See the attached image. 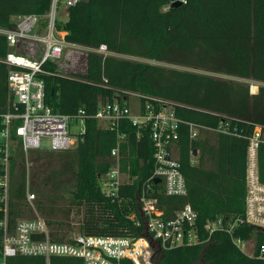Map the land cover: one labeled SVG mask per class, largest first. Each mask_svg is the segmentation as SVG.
Instances as JSON below:
<instances>
[{
  "label": "trees",
  "instance_id": "trees-1",
  "mask_svg": "<svg viewBox=\"0 0 264 264\" xmlns=\"http://www.w3.org/2000/svg\"><path fill=\"white\" fill-rule=\"evenodd\" d=\"M51 0H0V27H10L16 15L36 14L44 23ZM168 0H81L68 8L57 28L74 44L97 47L104 43L115 54L197 67L239 79L258 82L249 92V82L154 64L115 54L89 50L84 73L62 74L57 63L46 61L42 74L45 102L54 111L72 114L79 108L96 110L102 101L127 99L129 91L157 96L174 105L176 115L198 126L190 137L188 123L177 130L176 156L185 179L184 195H166L162 184H151L150 195L164 216H171L185 203L196 212L195 224L204 239L156 250L153 264H264L258 245L264 229L249 224L233 228L232 235L254 242L253 255L237 247L224 229H204L208 220L225 221L244 212L246 151L255 127L264 137V0H187L176 7ZM9 47L0 34V57ZM7 67L0 62V115L10 98ZM221 124L226 131H218ZM1 127V116H0ZM117 133H124L120 165L129 181L111 198L101 192L99 179L110 164L109 153ZM194 150L196 153L194 154ZM49 152L33 150L30 153ZM69 153L74 161V184L68 191V206L82 209L78 231L83 234L136 236L141 231L129 217L138 215L137 198L152 173L153 146L148 128L120 120L115 128H104L86 117L82 139ZM194 154V161L192 155ZM260 181L264 182V142L257 149ZM58 178L57 174L52 175ZM45 179L42 185L48 184ZM56 188L58 182L54 183ZM23 152L17 144L10 160V187L6 211L0 204V221L6 217L12 230L17 219L31 212L26 203ZM33 190V189H31ZM35 207L49 226L51 240L67 239L69 223L54 218L59 207L55 199L38 186ZM33 193V192H32ZM2 227L0 226V250ZM5 264H47L43 256H7ZM48 264H83L82 259L51 256Z\"/></svg>",
  "mask_w": 264,
  "mask_h": 264
},
{
  "label": "built area",
  "instance_id": "built-area-1",
  "mask_svg": "<svg viewBox=\"0 0 264 264\" xmlns=\"http://www.w3.org/2000/svg\"><path fill=\"white\" fill-rule=\"evenodd\" d=\"M81 0H51L49 9L44 14V23L36 14L16 15L10 27H0L8 44V51L0 62L7 67L6 83L10 98L6 109L1 113L0 127V204L6 211L10 187V160L12 149L18 144L23 152V159L28 152L67 151L73 149L82 139L86 117L96 119L98 126L117 127L120 120H128L138 128H148L153 146V169L149 178L139 190L137 204L138 215L129 217L141 232L136 236L98 235L74 232L63 241L51 240L46 220L35 214L29 218H19L14 228L7 229L6 217L0 221L2 243L0 264H5L6 257L12 255L43 256L48 264L51 256H66L82 259L83 264H153L156 250L181 244H194L204 241L199 236L195 219L196 212L189 203H185L171 216H164L155 197L150 195L154 177L166 195H184L186 185L180 164L176 156L177 130L180 123H188L190 137H196L198 126L180 119L174 105L160 97L129 91L127 99L102 101L95 111L86 113L79 108L75 113L67 114L54 111L45 102L44 81L42 74L49 73L43 67L46 61L57 63L66 46L92 50L103 55L115 54L104 43L97 47H87L70 43L65 39L66 32L57 28L58 9L62 6L65 15L68 8ZM175 1L168 0L163 6L166 10ZM22 43L36 44L38 56H26L17 52ZM87 54V53H86ZM134 95L137 106L131 109L128 98ZM218 131H226L221 124ZM124 133H117L115 145L109 153L108 170L100 175L101 192L111 198L118 197V190L130 179L121 170L120 145ZM264 137L260 128L255 127L246 151L244 212L233 219L217 217L208 220L204 229L208 234L216 229L226 230L233 243L247 255H253L254 242L233 236L232 230L240 224H249L264 229V182L260 181L257 164V149ZM192 155V161H194ZM25 160V159H24ZM34 198L27 193V200ZM258 258L264 260V241L258 245Z\"/></svg>",
  "mask_w": 264,
  "mask_h": 264
},
{
  "label": "rangeland",
  "instance_id": "rangeland-1",
  "mask_svg": "<svg viewBox=\"0 0 264 264\" xmlns=\"http://www.w3.org/2000/svg\"><path fill=\"white\" fill-rule=\"evenodd\" d=\"M57 18L59 20L66 19V15L64 13V8L61 6L58 9V15ZM36 44H29L28 43H22L18 46L17 52L19 54H23L26 56H38V50L39 47L35 48ZM88 50L83 48H74L71 45H68L65 47L63 54L61 58L57 61L58 70L62 74H70V73H84L86 71V53ZM119 57L124 58H130L133 60H139L154 64H162L166 66H172L175 68H181L185 70H191L195 72L205 73L209 74L211 76L216 77H222L227 78L231 80H243L246 82H249V92L255 93L258 91V82L251 81V80H245V79H239L238 77L222 74L219 72H214L206 69H201L197 67H190V66H182V65H176L171 63H165L157 60H150L145 59L141 57L136 56H130V55H123V54H115ZM264 84V83H261ZM252 86L255 87V91H252ZM128 104L131 107V109H135L137 106V98L134 95H130L128 98ZM39 151V150H37ZM24 169H25V195H26V203L30 207L31 212L28 215H25V218H29L34 216L35 210L36 212L41 215L39 211H37L35 207V200L40 197V193L36 188L38 186H41L42 189L46 192V195H49V197L55 199L56 206L59 207L60 210H58L57 215H55L54 218L59 219L63 221L64 223H69L70 229L67 231L69 237L74 232L78 231V227L82 221L83 218V211L82 209L77 210L76 208H72L70 211L68 217L64 216V210L68 206V191L72 189V186L74 184V161L72 159V156L67 154H59V152L49 151V152H38V153H30L28 152L27 155L24 158ZM58 178H53L52 175H56ZM45 179H49L48 184H43L42 182ZM58 182L57 187H54V183ZM33 189V190H31ZM34 194V198H32L31 201L27 200V193ZM42 216V215H41ZM202 264V263H201Z\"/></svg>",
  "mask_w": 264,
  "mask_h": 264
},
{
  "label": "water",
  "instance_id": "water-1",
  "mask_svg": "<svg viewBox=\"0 0 264 264\" xmlns=\"http://www.w3.org/2000/svg\"><path fill=\"white\" fill-rule=\"evenodd\" d=\"M178 5H180V2H178V1H175V2H173V3L171 4L172 7H176V6H178ZM119 99H120V98L117 96V97H116V100L118 101ZM193 153L195 154L196 151L194 150ZM194 154H193V155H194ZM153 181H154V182H159V181H160V178H159V177H154V178H153ZM254 228H255V227H254Z\"/></svg>",
  "mask_w": 264,
  "mask_h": 264
},
{
  "label": "bare ground",
  "instance_id": "bare-ground-1",
  "mask_svg": "<svg viewBox=\"0 0 264 264\" xmlns=\"http://www.w3.org/2000/svg\"><path fill=\"white\" fill-rule=\"evenodd\" d=\"M252 91H255V87L254 86H252Z\"/></svg>",
  "mask_w": 264,
  "mask_h": 264
},
{
  "label": "crops",
  "instance_id": "crops-1",
  "mask_svg": "<svg viewBox=\"0 0 264 264\" xmlns=\"http://www.w3.org/2000/svg\"><path fill=\"white\" fill-rule=\"evenodd\" d=\"M66 17H67V15H66Z\"/></svg>",
  "mask_w": 264,
  "mask_h": 264
}]
</instances>
